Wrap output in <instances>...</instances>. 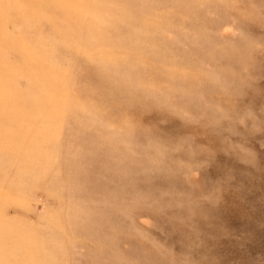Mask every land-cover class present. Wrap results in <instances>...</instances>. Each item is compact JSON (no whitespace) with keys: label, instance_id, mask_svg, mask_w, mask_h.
I'll use <instances>...</instances> for the list:
<instances>
[{"label":"rangeland","instance_id":"rangeland-1","mask_svg":"<svg viewBox=\"0 0 264 264\" xmlns=\"http://www.w3.org/2000/svg\"><path fill=\"white\" fill-rule=\"evenodd\" d=\"M0 264H264V0H0Z\"/></svg>","mask_w":264,"mask_h":264}]
</instances>
